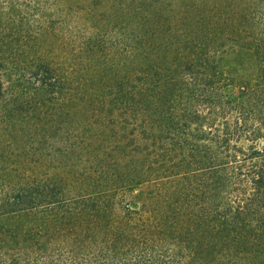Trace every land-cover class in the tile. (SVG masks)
Returning <instances> with one entry per match:
<instances>
[{
	"label": "trees",
	"instance_id": "obj_1",
	"mask_svg": "<svg viewBox=\"0 0 264 264\" xmlns=\"http://www.w3.org/2000/svg\"><path fill=\"white\" fill-rule=\"evenodd\" d=\"M0 264H264V0H0Z\"/></svg>",
	"mask_w": 264,
	"mask_h": 264
},
{
	"label": "rangeland",
	"instance_id": "obj_2",
	"mask_svg": "<svg viewBox=\"0 0 264 264\" xmlns=\"http://www.w3.org/2000/svg\"><path fill=\"white\" fill-rule=\"evenodd\" d=\"M219 71H224L231 79L229 95L239 97L242 95L247 83L257 76V62L253 52L236 47L226 51L218 58ZM146 186L137 189L143 190Z\"/></svg>",
	"mask_w": 264,
	"mask_h": 264
}]
</instances>
